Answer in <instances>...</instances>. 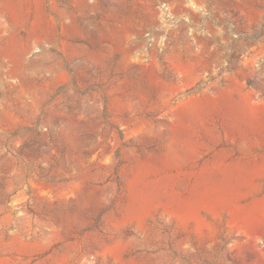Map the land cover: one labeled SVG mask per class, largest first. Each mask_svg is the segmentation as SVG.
I'll return each mask as SVG.
<instances>
[{
  "label": "rangeland",
  "instance_id": "374dc122",
  "mask_svg": "<svg viewBox=\"0 0 264 264\" xmlns=\"http://www.w3.org/2000/svg\"><path fill=\"white\" fill-rule=\"evenodd\" d=\"M0 264H264V0H0Z\"/></svg>",
  "mask_w": 264,
  "mask_h": 264
}]
</instances>
